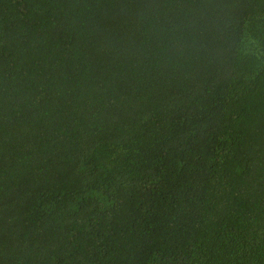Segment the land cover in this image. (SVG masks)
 Segmentation results:
<instances>
[{"label":"trees","instance_id":"obj_1","mask_svg":"<svg viewBox=\"0 0 264 264\" xmlns=\"http://www.w3.org/2000/svg\"><path fill=\"white\" fill-rule=\"evenodd\" d=\"M0 264H264V0H0Z\"/></svg>","mask_w":264,"mask_h":264}]
</instances>
